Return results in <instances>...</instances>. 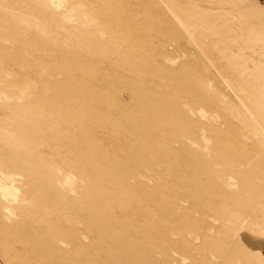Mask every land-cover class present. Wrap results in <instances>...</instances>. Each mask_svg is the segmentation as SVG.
I'll return each mask as SVG.
<instances>
[{
	"label": "rangeland",
	"instance_id": "374dc122",
	"mask_svg": "<svg viewBox=\"0 0 264 264\" xmlns=\"http://www.w3.org/2000/svg\"><path fill=\"white\" fill-rule=\"evenodd\" d=\"M172 1L0 0V264H264V0Z\"/></svg>",
	"mask_w": 264,
	"mask_h": 264
},
{
	"label": "bare ground",
	"instance_id": "6f19581e",
	"mask_svg": "<svg viewBox=\"0 0 264 264\" xmlns=\"http://www.w3.org/2000/svg\"><path fill=\"white\" fill-rule=\"evenodd\" d=\"M144 1H146L147 7L149 8V10H150V12L152 14V18L155 19V21H157L158 23H161L162 24L164 21L167 22L169 18L171 19V17H168L167 12H169V11L177 12V10H176L177 9L176 4L172 0H144ZM167 23L169 24V26L163 27V29H160V32L157 31L156 33H159V34L161 33V35L163 34L164 36H166V37L169 38V41L171 40V43L172 42L175 43L173 47L171 46L172 49L170 48L168 51H170V52L172 50H175L176 51L177 49H179L178 47H180V48L182 47L184 49H187L186 46H187L188 43L185 40V38H184L183 34L181 33V31L179 30V28L173 22L168 21ZM187 32H189V30ZM163 35L161 36V39H162ZM163 39H165V38H163ZM163 41L167 44V39L166 40H163ZM168 44H170V43H168ZM168 44H167V47H168ZM196 44L202 49L201 52H203L204 54L196 52L194 50L195 48H193V50H191V51H186L185 50L186 51V54L184 53L186 55L185 62L188 65L193 64L195 67H197L198 69H200V72L202 73L201 76H200V78H199L200 81H201V83L204 84L205 86L209 87V88H213L214 87L213 84H215V82H219L220 81V78H221V75L218 74V72L219 73H222V75H225L224 76L225 78H226V75L229 74V76L227 75V77H228L227 79L230 80L229 78L233 75V73H230L229 71H227L226 72L227 74H223L222 70H224V68H222L223 67L222 65H220L221 68L219 69V70L222 69L221 71H218V69H217V66L219 67V63H221L220 58L218 59L216 57L217 55L215 56L210 50H208L209 49L208 47L207 48H205V46L203 47L198 40H196ZM189 45H190V43H189ZM230 74H232V75H230ZM231 79H234L236 81V83H233V85H234L233 88L237 91V92L235 91V95L237 97H238V94L242 96V98L240 99L241 100L240 102H243V105H245L246 108L248 109L246 103L247 102H251L250 101V96H249V91H250L249 90V87L241 79V77H239V78H238V76H237V78H235V77L232 78L231 77ZM234 80H232V81H234ZM227 85H229V84H227ZM225 88L227 89L228 86L227 87L225 86ZM251 96H253V95H251ZM210 98H211V96H210ZM211 102H212V100H211ZM257 104H259V103H257ZM214 107H215V104H214ZM261 110L264 111V109H261ZM222 114H220V115L222 116ZM218 115H219V113H218ZM224 115H223V117H224ZM227 117L230 118L229 116H227ZM217 119L219 120V118H217ZM231 119H232V117H231ZM242 129H244V128H242ZM230 131H232V130H230ZM243 132H242V135L239 138L241 140L240 141V144H242V146H245V151H244L243 155L238 156V159L236 161L240 165V167H246V169L249 167L250 170H251V172H252V176L254 177V179H258V181H261L260 182L261 185H264V167L263 168H260V165H259V168H257V166L251 161L250 157H252V153H251V150H249V148H250L249 146L250 145L248 144V138H250V137H248V135H247L248 133L246 134V131L243 130ZM229 134H230V132H229ZM252 138H254V137L252 136ZM233 139H234V137H233ZM259 140H260V138H259ZM235 141H239V139H235ZM256 143L253 144V145H251V146L254 147V145H256ZM257 146H255V147H257ZM259 148H261V147H259ZM258 152H260V151H258ZM261 153L263 155L264 152L262 151ZM253 181L255 182V183L253 182L254 185H259V183L257 184L255 180H253Z\"/></svg>",
	"mask_w": 264,
	"mask_h": 264
}]
</instances>
